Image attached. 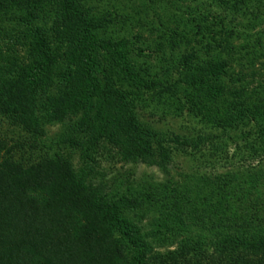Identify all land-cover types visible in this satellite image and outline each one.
<instances>
[{
	"label": "trees",
	"instance_id": "16d2710c",
	"mask_svg": "<svg viewBox=\"0 0 264 264\" xmlns=\"http://www.w3.org/2000/svg\"><path fill=\"white\" fill-rule=\"evenodd\" d=\"M157 1L0 0V264H264V2Z\"/></svg>",
	"mask_w": 264,
	"mask_h": 264
},
{
	"label": "rangeland",
	"instance_id": "374dc122",
	"mask_svg": "<svg viewBox=\"0 0 264 264\" xmlns=\"http://www.w3.org/2000/svg\"><path fill=\"white\" fill-rule=\"evenodd\" d=\"M122 1L127 6L131 5V7L134 6L136 8H140L141 7L140 6L141 5L140 0H122ZM143 1L147 2V0H143ZM168 1H171V0H168ZM263 2H264V0H263ZM95 4L97 5V7H102L104 2L99 1V2H95ZM147 4H149V5L152 4L153 7H154V6H156V4H158V1L157 0H153V2H147ZM104 5H105V7H109L107 4H104ZM149 7L150 6H148L147 10L150 12ZM155 8H156V11L160 10V8H157V7H155ZM126 10L129 11V8L126 7ZM140 15H143V14L141 13ZM262 25H263V23H260L259 25H257L252 30V32L255 31V30L256 31L260 30V37H259L260 38V50L263 53L261 55H256V57L254 59V66L250 67L245 62L244 59H241V61H239L240 62L239 64H237L236 61L230 62V67H229V72H230V70L235 72V73L240 71L243 74L244 79L250 81L249 82L250 86L257 85L258 79H261V77L262 78L264 77V67L261 64V63H264V29L261 28ZM137 29L138 28L135 25V26L132 27L131 31L135 32ZM142 36L143 37H148L147 33L144 32V31H143ZM241 42H242V40L239 37L234 38L232 40V43L236 44V45L240 44ZM17 53L19 55H22V50L18 49ZM154 56L155 55H153L152 57L154 58ZM152 57L149 58V60L150 59L153 60ZM171 124H173V123H171ZM175 127H179L178 124H176ZM14 130L17 132V129H14V127L8 125L4 121H2L0 123V136L5 137V139L7 140L8 143H10V140L16 139V133H15ZM56 130H57V125L48 126L47 129H46L47 135L50 136ZM175 163H176V165L180 166V163H178L177 161ZM175 163H174V165H175ZM74 164H75V166L78 165L77 158H74ZM129 167L130 166L127 165V164L119 165V163H118V164L115 165V168H113V167L110 168V166L107 164V162H101L99 164V166H98V169L100 170V172H103V174H104L103 175L104 176L103 179H104V181H106L105 183L110 184L111 181L116 182L119 177H125L127 175V172H128L127 169H129ZM185 169H186V167L184 166L183 170H185ZM177 171H179V170H177V166L171 168V176L173 177V179H177L178 178ZM130 176H131L130 178H132L133 181L145 180V181H148V182H150V181L159 182L163 178L162 173L156 167L146 166L144 164H137L136 166H134L133 170H132V174ZM112 177H115L116 180H112Z\"/></svg>",
	"mask_w": 264,
	"mask_h": 264
}]
</instances>
